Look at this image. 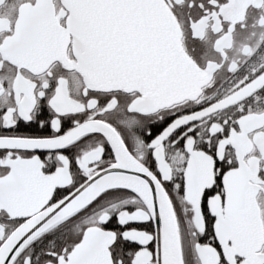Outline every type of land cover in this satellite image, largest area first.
<instances>
[{
  "label": "snow or ice",
  "instance_id": "6c2138e0",
  "mask_svg": "<svg viewBox=\"0 0 264 264\" xmlns=\"http://www.w3.org/2000/svg\"><path fill=\"white\" fill-rule=\"evenodd\" d=\"M0 264H264V0H0Z\"/></svg>",
  "mask_w": 264,
  "mask_h": 264
}]
</instances>
